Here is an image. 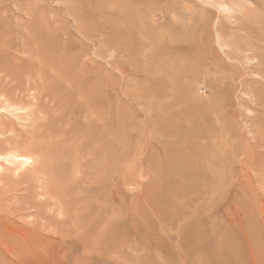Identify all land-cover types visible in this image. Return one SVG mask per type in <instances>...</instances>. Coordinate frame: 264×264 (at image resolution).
Segmentation results:
<instances>
[{"label":"rangeland","instance_id":"1","mask_svg":"<svg viewBox=\"0 0 264 264\" xmlns=\"http://www.w3.org/2000/svg\"><path fill=\"white\" fill-rule=\"evenodd\" d=\"M0 152V264H264V0H0Z\"/></svg>","mask_w":264,"mask_h":264},{"label":"bare ground","instance_id":"2","mask_svg":"<svg viewBox=\"0 0 264 264\" xmlns=\"http://www.w3.org/2000/svg\"><path fill=\"white\" fill-rule=\"evenodd\" d=\"M225 6V5H224ZM223 6V7H224ZM222 7V6H221ZM226 8V7H225ZM225 11V10H224ZM79 101L78 100H76V104L77 105H79ZM10 107V106H9ZM13 107V106H12ZM17 108V107H16ZM27 108V107H26ZM10 111V110H9ZM15 111H17V110H15ZM19 111V110H18ZM15 115H17V114H15ZM9 133V132H8ZM61 135V134H60ZM31 136H33V133L31 134ZM37 138H40L38 135H37ZM36 137H29V142L30 143H38L37 142V139ZM25 147H28V145L27 144H25L24 145ZM28 151V150H27ZM6 152H8V150L6 151ZM1 153V152H0ZM9 154H10V156H9ZM8 154V157H10V158H14V159H17L18 161H20V163L25 167L26 165H32V162H35V159H34V157L33 156H30V155H28L27 153H14V152H12V153H9ZM6 160V159H5ZM11 160V159H10ZM13 161V160H12ZM22 166V167H23ZM34 166H35V163H34ZM36 173H39V171L38 170H36ZM44 174V173H43ZM41 175V174H40ZM45 176V175H44ZM61 210V209H60ZM24 232V231H23Z\"/></svg>","mask_w":264,"mask_h":264}]
</instances>
